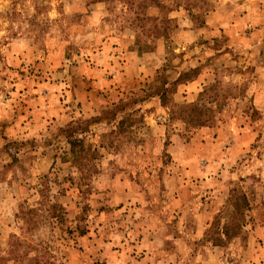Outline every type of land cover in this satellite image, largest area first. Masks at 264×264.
<instances>
[{"label": "rangeland", "instance_id": "rangeland-1", "mask_svg": "<svg viewBox=\"0 0 264 264\" xmlns=\"http://www.w3.org/2000/svg\"><path fill=\"white\" fill-rule=\"evenodd\" d=\"M0 264H264V0H0Z\"/></svg>", "mask_w": 264, "mask_h": 264}, {"label": "trees", "instance_id": "trees-1", "mask_svg": "<svg viewBox=\"0 0 264 264\" xmlns=\"http://www.w3.org/2000/svg\"><path fill=\"white\" fill-rule=\"evenodd\" d=\"M160 97H162V96H160ZM93 120H96V119H94V118H92L91 119V121H93ZM84 124H87L86 122H83ZM80 125V124H79ZM84 126L85 125H83V126H80V127H78V126H75V125H71V126H69L68 128H67V130L66 129H62V131L63 132H75L77 129L78 130H81V132H79V133H83L85 130V128H84ZM73 144H77V145H83V141H82V139L81 138H78V137H74L73 138V140H72V145L71 146H73ZM239 199H240V202L238 203V206H241V205H243V206H245L246 204H247V197H246V195H241V196H239Z\"/></svg>", "mask_w": 264, "mask_h": 264}, {"label": "crops", "instance_id": "crops-1", "mask_svg": "<svg viewBox=\"0 0 264 264\" xmlns=\"http://www.w3.org/2000/svg\"><path fill=\"white\" fill-rule=\"evenodd\" d=\"M197 79L190 81L188 83V85H185V84L179 85V89H182V90L187 89L188 91H193L194 89H196V85L199 84V80H197ZM180 87H182V88H180Z\"/></svg>", "mask_w": 264, "mask_h": 264}]
</instances>
